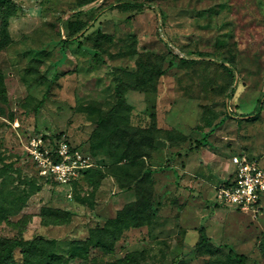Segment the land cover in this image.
I'll return each instance as SVG.
<instances>
[{
	"label": "rangeland",
	"instance_id": "obj_1",
	"mask_svg": "<svg viewBox=\"0 0 264 264\" xmlns=\"http://www.w3.org/2000/svg\"><path fill=\"white\" fill-rule=\"evenodd\" d=\"M88 1L11 0L17 12L0 48V204L12 213L0 215V238L57 239L66 253L72 240L104 226L139 191L150 200V221L126 230L113 252L91 249L92 264L128 254L138 264H226L230 250L247 264H264V200L257 213L243 210L220 202L216 188L223 167L232 170L245 157L264 162V0L80 5ZM2 19L0 11V28ZM70 21L83 22L84 30L71 37ZM226 58L235 78L222 65ZM148 68L155 72L147 89L132 78L125 97L131 125L155 124L168 139L152 157L141 167H118L100 156L98 171L74 188L40 176L28 139L62 134L88 152L97 122L116 104L117 75ZM159 68L167 73L159 76ZM139 167L142 175L150 172L145 182L122 190L118 175L131 182ZM44 209L50 221L58 209L72 220L45 226ZM201 227L226 254L195 250ZM15 257L21 260L20 250Z\"/></svg>",
	"mask_w": 264,
	"mask_h": 264
},
{
	"label": "trees",
	"instance_id": "obj_2",
	"mask_svg": "<svg viewBox=\"0 0 264 264\" xmlns=\"http://www.w3.org/2000/svg\"><path fill=\"white\" fill-rule=\"evenodd\" d=\"M94 1L81 2L80 5L83 7ZM0 8L6 9V11L0 9L3 14L2 21H4L0 28V48H3L6 41L10 40L7 22L17 12V8L11 0H2ZM80 23L77 24L74 21L68 22L67 27L71 37L78 35L84 30L83 22ZM188 61L192 60L188 59ZM139 64L142 70L147 69V66L143 63L140 62ZM222 65L235 78L234 69L229 67V65H233V62L229 58H226L223 59ZM154 72V70L148 68V70H145L144 75L137 74L134 77L129 72L117 75L118 83L115 89L117 97L116 104L107 116L97 122L96 128L91 135L92 146L88 149V152L93 157L108 156L118 167L126 164H137L141 167V165H144L146 159L152 157V151L159 148L161 139L168 140L160 134L161 131L155 124L145 128L131 125L129 123L130 116L126 112V109H131L125 97L126 90L131 89L129 87L133 85L130 83V79H136L138 86H144L147 89L148 82L153 77ZM157 72L159 76H162L167 73V69L159 68ZM127 79L129 86L126 85ZM1 83L2 81H0ZM134 84L137 87L136 82ZM46 99L47 95L39 102L37 109H40L45 104ZM261 112L262 110L254 116V119H257ZM56 137L61 138L62 134L56 135ZM140 167L138 174H135L131 181L132 183L128 178H121L118 175L122 190L130 189L134 183L139 184V182H145V177L150 172L147 171V173L142 175L143 169ZM97 169L98 167H94L82 172L80 178L73 182L72 188L82 179L88 178L96 173L98 171ZM55 184L57 183L55 182ZM136 193L138 194V198L134 202L126 204L122 210H119L116 217L110 218L104 226L93 228L89 236L84 240H72L71 249L66 253L58 251L59 240L57 239H48L43 236L27 239L23 235L0 238V264H70L76 260L83 261L85 264H92L89 258L91 249L96 248L105 252H113L116 248V243L125 234L126 230L140 227L150 221V214L147 212L150 208V200H144L139 191H136ZM4 205L0 204V215L7 212ZM46 212L47 209H44L42 214L43 225L45 226L65 224L72 220L71 213L65 210H55L54 214H52L56 219L55 221L48 220ZM7 213L12 212L9 211ZM199 232L200 240L196 244L195 250L201 252L206 251L211 255H217L219 252L221 255L225 253L217 249L212 243V239L206 234L204 227H201ZM17 250L21 251V260L19 261L15 257ZM247 261L248 258L245 255L239 254L234 250H230L226 254V264H247ZM103 264H138V261L137 257L133 254H128L118 261Z\"/></svg>",
	"mask_w": 264,
	"mask_h": 264
},
{
	"label": "built area",
	"instance_id": "obj_3",
	"mask_svg": "<svg viewBox=\"0 0 264 264\" xmlns=\"http://www.w3.org/2000/svg\"><path fill=\"white\" fill-rule=\"evenodd\" d=\"M28 157L38 168L40 176L60 185L72 186L82 172L98 167L89 152L81 151L65 136L36 134L26 144ZM264 195V164L258 160L242 158L228 181L217 188V198L228 205L243 210H260Z\"/></svg>",
	"mask_w": 264,
	"mask_h": 264
},
{
	"label": "crops",
	"instance_id": "obj_4",
	"mask_svg": "<svg viewBox=\"0 0 264 264\" xmlns=\"http://www.w3.org/2000/svg\"><path fill=\"white\" fill-rule=\"evenodd\" d=\"M260 162L262 164L264 163L263 161H260ZM234 171H235V168L231 170L229 165L223 167V170H222L221 176H220V183H221L220 185H222L224 182L228 181V179L232 176ZM218 187L216 186V188H218ZM263 200H264V195L262 196V199L260 201V208L262 206Z\"/></svg>",
	"mask_w": 264,
	"mask_h": 264
}]
</instances>
